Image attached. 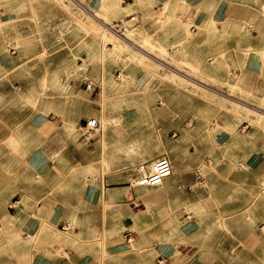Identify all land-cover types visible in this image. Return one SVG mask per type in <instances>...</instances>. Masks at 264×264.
<instances>
[{"label":"rangeland","instance_id":"rangeland-1","mask_svg":"<svg viewBox=\"0 0 264 264\" xmlns=\"http://www.w3.org/2000/svg\"><path fill=\"white\" fill-rule=\"evenodd\" d=\"M120 1L100 0L99 8L90 0H13L0 5L1 225L18 219L12 197L35 182L26 159L43 149L54 165L66 170L70 195L79 186L102 190L101 202L86 206L85 223L68 220L72 227L66 232L99 225L102 250L124 243L128 234L132 240L125 243L126 250H146L155 263L160 249L175 251L179 246L184 264H264V168L247 164L257 151L252 144L264 142V112L258 109L264 108V96L247 90L230 68L251 49L245 42L252 31H259L254 23L264 30V0H231L253 16L241 21L231 43L210 35L199 41L206 48L203 63L198 61L200 53H184V42L194 44L202 33L199 27L193 35L184 23L189 7L174 4L176 13L169 15L170 5L152 2L140 6L139 19L136 12L120 14L125 11ZM79 6L92 10L108 28L127 15L136 18L116 33ZM165 27L172 29L171 36L157 32ZM120 35L206 89L127 46ZM10 44L14 54L7 51ZM87 81L96 84L94 92L84 91L82 83ZM89 118L100 124L95 131L83 129ZM65 123L70 130H64ZM181 156L184 162L176 173L187 174L176 182L174 193L182 194L185 210L180 206L171 211L166 185L142 191L130 185L136 165ZM204 169L216 174L212 185L202 175ZM108 188H120L131 199L109 205L104 200ZM61 189L59 185L56 191ZM157 193L164 195L155 198ZM190 203H197L198 209L187 207ZM72 206L75 216L83 212L80 204ZM133 214L144 216L139 221ZM131 219L147 225L142 231L145 243L140 244V228L128 224ZM165 223L173 228L178 224L179 231H169ZM181 232L184 239H176Z\"/></svg>","mask_w":264,"mask_h":264},{"label":"crops","instance_id":"crops-1","mask_svg":"<svg viewBox=\"0 0 264 264\" xmlns=\"http://www.w3.org/2000/svg\"><path fill=\"white\" fill-rule=\"evenodd\" d=\"M12 2L13 0H0V5H10ZM152 2L159 5H170L169 15L176 13L174 4L190 8V16H184V23L189 24L188 30L193 35H198L199 27L202 28V33L195 38L196 43L189 44L188 41L184 42V53L195 51L200 53L198 61L201 63H203L206 48L203 45L199 46V41L205 40L204 37L210 35L219 37V40L221 36H224L231 43V37L237 34V28L241 21L248 20L249 16H253L252 12L243 11L241 7L235 6L231 0H122L119 3V7L120 9H125V11H120V14L136 12L139 19H141L140 6L146 8L145 6ZM90 3L98 8L100 7V0H90ZM160 10L162 11V8ZM131 16L136 18L135 15H127L117 21ZM254 26L259 31H252L245 42V45L251 49L242 54L243 60L238 66L236 64L234 66L230 65V68H234L236 77L240 78L241 83L245 84L247 90L262 92L261 95L264 96V30L262 26H258L255 23ZM157 32L171 36L172 29L165 27L158 29ZM231 55L237 57V51L236 53L232 52ZM228 81L231 83V76ZM221 134H223L222 131ZM252 145L257 147V151H253L249 155L248 166L252 169L264 168V142L259 143L258 141ZM62 160L65 163L66 160ZM26 162L31 170V175L35 177V182L29 185L27 191L20 194L19 197H17L18 193L12 197V203L15 205L14 210L18 217L16 222L5 223L4 225L0 223V264H144L145 262L158 264V259L160 258L165 259L166 264H184V259L179 257L181 255L179 246L175 251L169 247L160 249V254L157 256L155 263L151 259V253L148 254L146 250L143 252H129L126 250L125 243L129 244L131 241H128V238H132L128 234L124 238V243H115L106 246L102 250L99 246L101 244V228L99 225L95 227L91 225L86 231L83 230L86 227L82 226V230H76L74 234L66 232L72 227L68 220L75 219L77 223H85V209L96 206L101 202L102 190L94 189L91 185L87 187L79 186L76 194L70 195L68 183L66 182V170L63 169V166H56L50 161L47 150L33 151L28 155ZM197 171L199 170L197 169ZM186 174L185 170L184 175ZM184 175L180 173L178 177L168 182L171 195L181 197L182 194L174 193V188L177 181L184 179ZM202 175L212 185L211 183L214 181L216 174L207 172L204 169ZM186 184H190V180L186 179ZM59 185L62 188L60 193L56 191ZM133 188L150 189L135 186ZM195 188L193 189L194 195L199 197L200 191ZM106 190L108 193L106 197L104 196V199L109 205H116L121 199H131V196L120 188H108ZM163 195L157 193L154 197L159 198ZM73 203L80 204L83 212H78L75 216L71 212L74 209L72 208L74 207L72 206ZM186 206L198 209L197 203L186 204ZM132 216H138L140 221L141 216L144 215L133 214ZM131 222L128 224H135L136 228H140V244L145 243L146 238L142 231L147 225L139 224L137 219H131ZM89 223L94 222L90 221ZM170 224L165 223L166 229L171 232L174 230L179 231L178 224L175 228L170 227ZM246 224L249 227L252 225V223ZM261 230H264V226ZM170 237L172 236L170 235ZM184 237L185 234L181 232L175 238H181L182 240ZM164 241H167V239ZM168 241H172V239ZM141 260L144 262L141 263Z\"/></svg>","mask_w":264,"mask_h":264},{"label":"built area","instance_id":"built-area-1","mask_svg":"<svg viewBox=\"0 0 264 264\" xmlns=\"http://www.w3.org/2000/svg\"><path fill=\"white\" fill-rule=\"evenodd\" d=\"M135 20L134 16H131L127 19H123L121 21L114 22L110 29L118 33L123 29L124 23H130ZM7 51L11 54L15 53L14 47L10 44L7 45ZM81 65L88 66L87 62H81ZM116 78L120 79V73L117 74ZM84 86L85 92H94L97 88L96 84L93 81H87L82 83ZM98 123L95 119L89 118L84 121L83 129L87 131H92L97 129ZM171 172V164L170 161L165 157H160L154 160L150 165L147 164H138L135 166L133 170V180L131 181V186H139V187H154L161 184ZM198 178L200 177L199 171H197ZM263 229V227L261 228ZM130 241V238H128ZM158 264H166V260L163 258L158 259Z\"/></svg>","mask_w":264,"mask_h":264},{"label":"bare ground","instance_id":"bare-ground-1","mask_svg":"<svg viewBox=\"0 0 264 264\" xmlns=\"http://www.w3.org/2000/svg\"><path fill=\"white\" fill-rule=\"evenodd\" d=\"M74 1V3H76L75 2V0H73ZM81 3V2H80ZM77 4V3H76ZM78 6V5H77ZM83 11H85L86 12V14H88L89 16H91L96 22H99L100 23V25H102V27H104V29H107V30H109V28H108V26H106V24H104L105 22L103 21V20H101V18H94L91 14L92 13H94L92 10H90L89 8H84V7H82V6H79ZM122 7V6H121ZM79 8V9H80ZM110 31V30H109ZM113 32V31H112ZM115 34V33H114ZM117 37V36H116ZM118 38V37H117ZM119 39H120V41H122L124 44H126L127 46H130L131 48H134V49H137V48H135V46L136 45H132V40L129 38V37H127L126 35H120L119 36ZM138 46V45H137ZM103 47V45L101 46V48ZM109 48V47H108ZM104 49H106L107 50V46L106 47H104ZM103 49V50H104ZM140 49H142L141 47L139 48V49H137V50H139L140 51ZM105 51V50H104ZM141 52V54H143L145 57H147V58H149V59H151V60H154L155 62H157L159 65H161V66H164V67H166L167 69H168V71L169 72H171V73H173V74H175V75H178V76H180V77H183V78H187V77H185L183 74H181L180 73V71L179 70H176V69H174V68H169L168 66H166L165 64H164V62L162 63V61H160V59H158L157 57H155V56H153L151 53H149V51H147V50H145L144 48H143V51L141 50L140 51ZM102 55V54H101ZM159 60V61H157V60ZM82 66H84V65H82ZM86 67V66H85ZM122 79V76H121V74H120V79L119 80H121ZM188 79V78H187ZM188 81L190 82V83H193V84H195V85H198V86H200V87H203V86H201L200 85V83H198V82H195V81H193L192 79H188ZM203 88H205V87H203ZM206 89V88H205ZM213 91V90H212ZM104 94H106V91L104 90L103 91V95ZM229 98V97H228ZM230 99V98H229ZM69 100H71V99H69ZM231 101H233L234 103H240V102H238V101H236L235 99L233 100V99H230ZM104 102V101H103ZM263 104V103H262ZM251 105V104H250ZM256 106V105H255ZM261 106V105H260ZM248 107V106H247ZM250 107V106H249ZM252 107V106H251ZM259 107V106H258ZM257 107V108H258ZM251 109V108H250ZM254 111H257V112H261V113H263L264 112V108H258L259 110H261V111H259V110H256V109H254V108H252ZM251 111V110H250ZM253 111V112H254ZM255 113V112H254ZM253 114V113H252ZM256 114H259V113H256ZM264 115V114H263ZM252 116V115H251ZM259 116H261V115H259ZM252 118V117H251ZM254 118V117H253ZM254 119H256V118H254ZM96 120V119H95ZM108 121V120H107ZM105 122L106 124H110V121H108V122ZM97 122V121H96ZM98 123V122H97ZM99 123H98V127H97V129L99 128ZM215 124H213V126H214ZM71 129V126H70V124L69 123H65V125H64V130L65 131H67V130H70ZM78 129V128H77ZM96 129H94V130H92V131H95ZM102 135H103V138L104 137H106V135H107V133L106 132H104L103 131V133H102ZM158 155V154H157ZM156 156V155H155ZM154 155L153 156H151V157H149V158H146V159H144L143 160V162H150V160L152 159V158H154L155 157ZM166 158V157H165ZM168 159V158H167ZM169 161H170V164H171V172H170V175L161 183L162 185H166V186H168V182L170 181V180H174L176 177H178L179 176V174H177L176 173V170H178V169H180L181 167H182V165L181 164H183V162H184V156H181V157H178V158H175V160L173 161L172 159H168ZM152 163V162H151ZM143 164V163H142ZM150 165V164H149ZM161 184H159V185H161ZM159 185H157V186H154V187H158ZM135 187H139V186H135ZM154 187H146V188H154ZM138 191H142L143 190V188H138L137 189ZM137 191V192H138ZM142 195V193H138L137 194V196H139V195ZM102 196V195H101ZM103 197V196H102ZM196 198V197H195ZM108 199H110V197H108ZM105 200V199H104ZM196 200H197V198H196ZM196 204V203H195ZM172 205H173V207H174V209H172L171 211H173V213H175V211H177L178 210V208L180 207V206H182L183 208H184V199H182V198H179L178 196H173L172 195ZM146 211H148V210H146ZM169 215H172V214H170L169 213ZM133 220V219H132ZM7 223V222H6ZM132 240V238L130 239V241Z\"/></svg>","mask_w":264,"mask_h":264}]
</instances>
